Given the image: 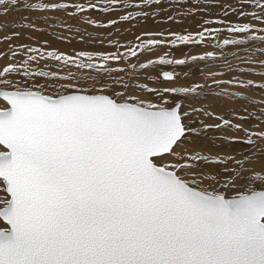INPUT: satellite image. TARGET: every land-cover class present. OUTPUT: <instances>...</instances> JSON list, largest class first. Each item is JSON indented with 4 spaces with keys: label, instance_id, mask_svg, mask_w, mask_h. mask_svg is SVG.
Returning a JSON list of instances; mask_svg holds the SVG:
<instances>
[{
    "label": "snow or ice",
    "instance_id": "snow-or-ice-1",
    "mask_svg": "<svg viewBox=\"0 0 264 264\" xmlns=\"http://www.w3.org/2000/svg\"><path fill=\"white\" fill-rule=\"evenodd\" d=\"M102 3L101 8L95 0L86 5L0 0V16L18 8L62 12L108 30L120 22L148 18L153 6H163V0ZM118 5L139 10L106 24L81 15L91 10L108 13ZM217 6L225 17L231 12L246 21L231 23L226 31L241 38L222 44L259 43L264 57V0H246L248 11L245 5ZM62 27L73 31L69 23ZM28 29L41 31L36 22L24 23L21 31L4 36L12 62L0 66V264H264V99L254 116L248 105L257 102L242 95L264 92V83L224 81L216 78L224 73L209 71L205 75L211 84L206 79L187 87H150L135 82L136 64L130 65L127 79L115 75L125 69L111 66L165 47L199 45L206 39L204 32L220 34L221 29L205 28L196 36L147 32V40L137 36L140 43L135 47L129 44L126 52L113 53H45L22 44L21 59L15 60L18 53L11 41ZM84 38L81 34L80 40ZM109 44L123 47L119 41ZM170 55L148 59L139 68L189 64L187 58ZM208 58L217 59L207 52L191 61ZM49 60L57 62L58 71L44 70ZM244 60L264 67V58ZM260 77L264 79V72ZM161 79L175 83L178 77L162 71L152 82ZM213 86L220 89L217 97L239 103L240 110H233L237 122L196 107ZM197 114L219 122L198 121ZM211 129L225 134L222 145L240 144L244 149L205 151L201 146ZM233 130L237 134L229 135Z\"/></svg>",
    "mask_w": 264,
    "mask_h": 264
},
{
    "label": "rangeland",
    "instance_id": "rangeland-1",
    "mask_svg": "<svg viewBox=\"0 0 264 264\" xmlns=\"http://www.w3.org/2000/svg\"><path fill=\"white\" fill-rule=\"evenodd\" d=\"M133 1L136 2V0ZM181 1L182 2L176 4L173 9L170 8L171 12H169L168 14L161 15L157 19H155L152 16H149L151 19L149 17L138 18L136 22L129 21L130 24L126 22V24L122 25V27L117 25L116 27L108 30L96 26L87 25L86 23H84L83 20L76 21L69 19L67 15L62 12L39 14L36 12L29 13L28 11L19 8L9 11L6 16H0V25H3L2 22L4 20L9 21L7 22L9 24L8 29L5 32L0 33V66H5L9 62H12L11 53L8 51L9 44L4 41V36L6 34L12 35L14 32L21 31L23 24L26 22L27 23H31L32 21L42 22L43 25L37 23V27L41 29L40 32H36V31H32L31 29H28L26 31H23L18 38L14 37L12 39L11 47L14 48L17 51V53L20 52L19 46L22 44L31 45L33 47H39L41 48V51L45 53L47 51H57V52H63L68 55H74L75 52L78 51H88L94 54L113 53L117 51L126 52L127 45L131 44L133 47H135L137 44L140 43V40L136 39L137 36L141 37L142 40H147L149 38L148 36L145 35V33L147 32H152V33L164 32L165 37H168L169 34L172 32L181 35H187L190 32L192 33L193 36H196L197 32L204 31L205 28H210V29L219 28L221 29L220 34H217L214 31L212 33L204 32V36L206 37L205 40L210 39L211 41L210 45L205 44L206 41H204L199 45H195V44L181 45L178 46L177 48L165 47L162 48L159 52L144 53L143 55L140 56L139 60L129 57V60L127 62H121L119 64L112 62L111 66L117 69L119 68L125 69V72H117L115 75L125 76V78L127 79L126 73L131 71L130 65L136 64L137 68L135 70L136 72L135 82L148 83L150 87H160V88L176 87L178 82H179L178 85H180V83L187 85L188 82L191 83L198 81V83H203L206 81V79L208 82V79L210 78H207L205 74L208 73L209 71L219 72L216 71L215 69H220V68H221V72L224 73V75L217 76V78L221 80L227 81L229 79H238V80L252 79L257 84L264 83V79H261L260 77V73L264 72V67H261L259 62L255 64H249L244 60V58L248 56H255L257 61L264 58L259 56L260 54L258 49L261 47L259 43H255V44L249 43L248 45L240 46V47L224 46L222 44V41L224 39L241 38L240 36L234 37L232 33H228L226 31V28L231 23H243L246 21L243 20L242 18H238L235 14H232L231 12L227 17H225L223 15V9H221L217 5L224 4L225 6H227L231 4L235 7L245 5L244 10L248 11L249 8L246 6V0H207V3L202 2L204 0H196V1L181 0ZM59 2H65V0H59ZM66 2L83 3V4L86 2L85 5L88 3L86 0H66ZM185 2H189V3L185 4ZM201 2L202 4L204 3L203 7L201 5L200 6L196 5L197 3H201ZM97 3L101 8L105 6L102 3V0H98ZM174 9L178 11L180 15ZM91 11H95L96 16H98L103 12L100 10L98 11L91 10ZM90 12L88 11L81 15H83L85 19H89L88 15L90 14ZM109 13L112 12H110L109 10ZM174 15L176 16V18L174 17ZM35 16L38 21L36 20ZM24 17H28L29 18L28 21L25 22L23 20ZM34 18L35 21L33 20ZM46 18L48 19V23H45ZM108 18L107 19L105 18L107 21L101 18L100 21L99 20L97 21V24L108 23L109 21ZM206 20L211 21V23L205 24ZM219 20H225L226 23L219 24L217 23V21ZM156 21L158 22L157 26H156ZM65 22L73 25L72 32H68L65 30L64 27H62V23ZM49 24H51L52 26L50 27ZM82 25H87V26L84 27ZM260 26L261 25H257V27ZM76 28H79L80 31L77 32ZM109 32L112 33L111 36H109ZM81 34H84L85 37L83 41L80 40ZM88 34H90L91 37L101 38L103 40V43L100 42V39L89 38ZM153 38L158 39L160 37H153ZM109 40L119 41V44L123 45V47H119L118 49L117 47L110 45ZM45 42H47L46 45ZM218 43L221 45L220 47H217ZM165 52H170L171 55L169 58H175V59L187 58L189 60V64L186 66H175V65H163L158 67L150 66L146 70L139 68V64L146 63L148 59H153V60L158 59L159 56L164 55ZM207 52L215 53L217 59L213 60L211 58H208L205 61H201L198 63L191 61L192 56H197V57L204 56L205 53ZM213 61L215 63H219V66L213 64ZM225 61H227V63ZM228 63L232 65L231 71H229L228 69ZM56 64L57 62L49 60L48 61L49 67H46L44 70L58 71L59 69H57ZM72 70L75 71L74 68ZM65 71H67V69H65ZM162 71L173 72L174 75L178 77L176 81L177 83L175 82L176 83L175 86L173 85L175 83L164 82L162 81V79L157 83L152 82L153 80H156L157 74ZM184 73H187L188 75L185 76ZM149 77L151 78V80L148 79ZM191 78H193V80H191ZM211 83L212 81L208 82V84ZM219 91L220 89L215 88L214 86L213 88L206 90L205 95L199 97V102L196 103V107H206L209 103L208 101H205L206 100L205 97H208V95L210 94L214 96L215 93ZM232 91H236V88H232ZM261 97L262 99H264V95H261ZM145 98H147V94H145ZM226 100L234 104V106H238V103L236 101H230L227 98ZM197 120L204 122L200 114H197ZM223 135L225 134H223V132H220L219 130L216 129L209 130L207 135L204 137V140L206 143L210 141L211 145L207 146V144L205 143V145H202L201 147L202 148L206 147L205 151L219 148L221 153L225 151L239 152L244 149V146L240 144H234L231 145L230 147L228 145H222L221 142L224 140V137L223 138L220 137ZM229 135H234V134L229 133ZM213 141H215L216 143L213 144ZM213 152L214 151H210L209 153H213ZM261 164H264V160L261 161ZM257 165L256 167H260V164Z\"/></svg>",
    "mask_w": 264,
    "mask_h": 264
},
{
    "label": "bare ground",
    "instance_id": "bare-ground-1",
    "mask_svg": "<svg viewBox=\"0 0 264 264\" xmlns=\"http://www.w3.org/2000/svg\"><path fill=\"white\" fill-rule=\"evenodd\" d=\"M87 2H88V0H86ZM98 0H95V2H97ZM190 1V0H189ZM193 1V0H192ZM196 1V0H195ZM80 2V1H79ZM141 2V0H136V2H134L133 1V3H140ZM182 2V1H181ZM202 2H204V1H202ZM202 2L201 3H197L196 5H201L202 7L204 6L203 4L205 3H203L202 4ZM86 3V2H85ZM84 3V4H85ZM188 4L189 2H185V4ZM194 4H195V2H194ZM175 5L176 4H173V3H170L169 2V0H163V6L162 7H156V6H153L150 10H149V16H152V17H154L155 19H157L159 16H161V15H163V14H168L169 12H171V9L170 8H174L175 7ZM195 5V6H196ZM196 8V7H195ZM200 8V7H199ZM198 8V9H199ZM139 9H135V8H129V9H125V8H123V6L122 5H118V6H116L114 9H112V8H110V12H112V13H105V12H102L101 14H99L98 16H96V13H95V11H89L90 12V14L88 15V18L89 19H92V20H96V22L99 20L100 21V19L101 18H103L104 20H106L108 17H110V18H108L109 20H111V19H116L117 21H120V17H121V15H127L129 12H131L132 13V15L133 16H135V14H136V11H138ZM175 10V9H174ZM173 10V11H174ZM96 11H98V10H96ZM176 11V10H175ZM178 14H179V12L178 11H176ZM30 13V12H29ZM35 13V12H34ZM175 13V12H174ZM180 15V14H179ZM29 17V16H28ZM31 17V16H30ZM174 17L176 18V16L174 15ZM35 18H36V16H35ZM35 18L33 19L34 21H35ZM106 18V19H105ZM150 18V17H149ZM161 18V17H160ZM151 19V18H150ZM36 20H37V18H36ZM138 20V18L137 19H133V20H131V22H136ZM142 20H144V19H142ZM160 20H162V19H160ZM175 20H177V19H175ZM23 21V20H22ZM28 21V20H27ZM38 21V20H37ZM107 21V20H106ZM141 21V20H140ZM158 21H159V19H158ZM7 22H9V21H3L2 22V24H3V30L2 31H0V33H3V32H5L7 29H8V23ZM26 22V21H25ZM31 22V21H30ZM33 22V21H32ZM31 22V23H32ZM174 22V21H173ZM177 22V21H176ZM24 23V22H23ZM27 23V22H26ZM36 23H39L40 25H43V23L42 22H36ZM161 23V22H160ZM124 24H126V22H120V23H118L117 25L118 26H120V27H122V25H124ZM128 24H130L129 22H128ZM157 24H158V22L156 21V26H157ZM82 26H84V27H86L87 25H82ZM133 26V25H132ZM116 27V26H115ZM33 31V30H32ZM30 32V31H29ZM90 33H92V32H90ZM125 36H127V35H125ZM130 36V35H129ZM206 41V43L205 44H209L210 45V43H211V41H210V39H207V40H205ZM257 51V50H256ZM18 53H20V52H18ZM259 55V54H258ZM260 56V55H259ZM259 56H258V58H259ZM261 58V57H260ZM12 59V58H11ZM10 59V60H11ZM21 59V55L20 54H18L16 57H15V60H20ZM208 64V63H207ZM213 64H215V65H218L219 66V63H215L214 61H213ZM212 65V64H211ZM199 66V65H198ZM202 66V65H201ZM217 67V66H216ZM224 67V66H223ZM208 70H210V69H208ZM216 71H219V72H221V68L220 69H215ZM198 71V70H197ZM195 73V72H194ZM193 73V74H194ZM191 74H192V72H191ZM217 78V77H216ZM217 79H219V78H217ZM191 80H193V78H191ZM190 80V81H191ZM208 82H211V79H208ZM207 82V83H208ZM177 83V82H176ZM176 83L175 84H173L174 86L176 85ZM194 83H198V81H196V82H191V83H189L188 82V84L187 85H184V84H181L180 83V85H178L179 84V82L177 83V85H176V87L177 88H179V87H187V86H191V85H193ZM203 83H205V82H203ZM262 91H260V90H252V91H247V92H243L242 93V95L243 96H246V97H248L249 99H251V100H255L256 102H257V104H256V106H252L251 104H249L248 105V107H249V110L253 113V115L255 116V115H258L259 114V109H260V105H259V101L262 99V97H261V95H264L263 93H261ZM205 95V94H204ZM205 101H208V105L206 106V107H203V108H206L208 111H210V112H213V113H215L216 115H224L225 116V118H229V119H233V122L235 123V122H237L236 121V119L234 118V115H233V110H240V105H239V103H238V106H234V104H232V103H230V102H228L227 100H226V98H224V97H217L216 95H208V97H205ZM201 117H202V119L204 120V123H209V124H212V123H218L219 121H217V120H215V119H210L209 117H207V116H203V115H201ZM253 126V128H255L256 127V125L255 124H253L252 125ZM224 134V133H223ZM231 134H237V133H235L234 132V130H233V132H231ZM239 135H242V134H239ZM224 137V135L223 136H221L220 138H223ZM209 142V143H208ZM206 144H207V146H210L211 145V143H210V141H208ZM204 150L206 149V147H204L203 148ZM209 154H215L214 152L213 153H209ZM258 166V165H257Z\"/></svg>",
    "mask_w": 264,
    "mask_h": 264
}]
</instances>
